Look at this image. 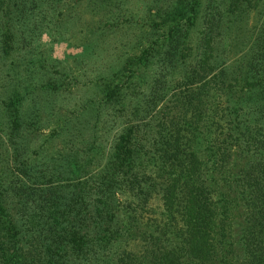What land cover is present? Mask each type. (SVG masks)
Here are the masks:
<instances>
[{
  "label": "trees",
  "instance_id": "obj_1",
  "mask_svg": "<svg viewBox=\"0 0 264 264\" xmlns=\"http://www.w3.org/2000/svg\"><path fill=\"white\" fill-rule=\"evenodd\" d=\"M0 264H264V0H0Z\"/></svg>",
  "mask_w": 264,
  "mask_h": 264
},
{
  "label": "rangeland",
  "instance_id": "obj_2",
  "mask_svg": "<svg viewBox=\"0 0 264 264\" xmlns=\"http://www.w3.org/2000/svg\"><path fill=\"white\" fill-rule=\"evenodd\" d=\"M85 17L88 19V15L83 14L82 21L84 22ZM84 24V23H83ZM66 40L68 41H61L59 43L53 44V58L63 60L65 55L74 56L75 54L79 53L81 48L78 47L77 44L79 42V35H74L73 33H69L66 35ZM42 41L49 43L50 38L47 35L42 37Z\"/></svg>",
  "mask_w": 264,
  "mask_h": 264
}]
</instances>
